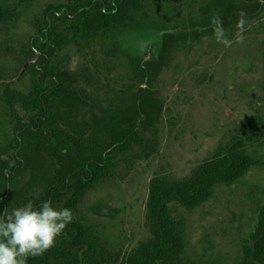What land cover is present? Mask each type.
<instances>
[{
	"label": "trees",
	"instance_id": "16d2710c",
	"mask_svg": "<svg viewBox=\"0 0 264 264\" xmlns=\"http://www.w3.org/2000/svg\"><path fill=\"white\" fill-rule=\"evenodd\" d=\"M175 3L64 0L50 5L43 16H34L33 33L25 43L17 41L13 31L27 8L15 0H0V57L18 64L11 76V68L0 63V213H10L28 200L34 206L47 200L73 213L72 222L53 246L27 264H189L186 225L174 216L173 207L202 208L217 187L237 184L257 165L248 145L261 140L264 121L253 116L189 176L173 179L158 174L150 180L145 215L149 237L132 250L107 244L94 226L78 216L86 195L114 179L120 164L128 168L132 161L157 153L167 111L158 88L160 78L180 52H190L203 38L213 37L211 14L220 16L226 34L237 33L238 11L246 14V27L264 17V0H207L199 8V18L170 30L163 22L171 21ZM64 8L66 12L56 20L55 13ZM150 29L162 33L158 54L125 59L127 81L108 93L105 105L92 106L89 95L78 86L80 78L89 86L100 82L89 65L74 73L59 67L50 54L49 60L41 57L19 76L34 57L33 49L43 51L42 45L62 51L99 37L112 41L121 30ZM26 80V87H19ZM234 264H264V206L258 209L255 228Z\"/></svg>",
	"mask_w": 264,
	"mask_h": 264
},
{
	"label": "rangeland",
	"instance_id": "374dc122",
	"mask_svg": "<svg viewBox=\"0 0 264 264\" xmlns=\"http://www.w3.org/2000/svg\"><path fill=\"white\" fill-rule=\"evenodd\" d=\"M206 1L177 0L171 5L177 11L164 25L170 30L182 23L190 25L191 18H199V8ZM15 2L27 8V14L13 36L26 43L33 33L34 16H43L50 5L64 0ZM236 34H226L233 40L230 47L216 43L213 37L203 38L190 52L178 54L158 85L167 111L160 125L157 153L147 160L132 161L128 168L120 164L114 179L83 199L78 216L94 226L107 244L130 251L149 237L145 215L149 182L155 175L183 179L221 142L230 140L246 120L257 116L264 121V17L246 27L242 40L236 41ZM144 37L140 54L152 46L157 55L158 32L153 30ZM108 47L104 50L94 44L90 48L102 69V85L90 91L104 102V85L117 90L127 81L125 59L107 55ZM64 61L70 70L79 69L83 62L74 48L60 57L62 64ZM0 63L11 68L8 74L14 76L18 64L1 57ZM26 85L27 80L19 87ZM261 136L259 142L248 145V153L258 163L245 178L231 187H217L212 200L202 208L187 211L173 207L174 216L186 225L189 264H234L240 255L243 242L255 228L257 211L264 206V129Z\"/></svg>",
	"mask_w": 264,
	"mask_h": 264
},
{
	"label": "clouds",
	"instance_id": "9594fccd",
	"mask_svg": "<svg viewBox=\"0 0 264 264\" xmlns=\"http://www.w3.org/2000/svg\"><path fill=\"white\" fill-rule=\"evenodd\" d=\"M236 16L238 31L234 39L239 41L246 30V14L241 10ZM209 23L215 42L230 47L233 40L227 38L220 16L212 13ZM72 219L71 209L53 207L47 200L38 206L28 200L13 207L10 213H0V264H27L29 258L51 248Z\"/></svg>",
	"mask_w": 264,
	"mask_h": 264
},
{
	"label": "flooded vegetation",
	"instance_id": "af4514ba",
	"mask_svg": "<svg viewBox=\"0 0 264 264\" xmlns=\"http://www.w3.org/2000/svg\"><path fill=\"white\" fill-rule=\"evenodd\" d=\"M63 12H66L65 8L61 12L55 13V19L58 20L61 17ZM46 18L48 20V25L51 26L49 15ZM187 25H189V24H187ZM186 30L189 31L190 29H186ZM152 31H153L152 29H150L148 31L147 30H144V31H141V30H127V31L121 30L120 32H117V33L114 34V37H113L112 41L104 40V39H101V37H99L96 40L90 41L89 43L81 44L80 46L79 45H75V44L68 45V46L64 47L62 51H59L58 48H55L54 46H52V48H53V50H52L51 46L42 45L40 47L43 49V51L33 49L34 52H35L34 53V57H35V55L37 53L38 54V59H37V61L35 63H32L30 65L38 64V62H39L41 57L47 58L49 60L50 59L49 55L51 54V56L55 57V61H56L57 65H59V67L65 68V65L68 62L64 61V63L62 64L60 62V57L69 48H74L75 51L77 52V54L80 55V58L83 60V62L81 64V67L79 69H77V70H70V69H67V68H65V69L70 70V71L75 73V72L82 71V69L84 70L85 66L89 65L91 67L92 71L98 73L97 76L100 79V82L98 84H94L92 86H89V85H87V83L85 82L84 79L80 78L79 85H78L79 87H81V88H83L85 90V93L87 95H89L90 104L92 106H94V107H98V102H101L104 105L107 104L106 101H108V93L112 94L115 91V89L112 88L111 86H109L108 84L104 85V88L102 89V91L104 92V94H105L104 96H105V98L107 100L104 102L102 100V97L99 98L98 96L94 98V95H93V92H92L93 89L96 91L97 87L99 85H102V82H101L102 69H100L101 67H100L99 63L97 62V60L95 59V56H93L91 54L90 48L94 44H96V45H102L103 49L105 50V46L108 45L109 49L107 51L108 52L107 55H110L112 58H124V59H127V58H139V57H144V56H148V57L156 56V55H154L155 54V52H154L155 49H153L152 46L143 55H141L140 51H139L142 48V46H144V43H142V42H144L147 39L144 36H146L148 33L152 32ZM141 37H143V38H141ZM42 41H44V40H42ZM156 45H157V43H155V46ZM96 64H97V66H99V69L95 68ZM36 67H37V69H41L40 65H37ZM95 85H97V86H95ZM43 88H44V86H43ZM90 89H92V91H90Z\"/></svg>",
	"mask_w": 264,
	"mask_h": 264
},
{
	"label": "water",
	"instance_id": "95a60500",
	"mask_svg": "<svg viewBox=\"0 0 264 264\" xmlns=\"http://www.w3.org/2000/svg\"><path fill=\"white\" fill-rule=\"evenodd\" d=\"M161 35H162V33H160V36ZM37 59H38V54L36 53L34 58L30 59L28 62L25 63V65H24V67H23V69H22V71H21L19 76L23 75L27 71L28 66L30 64H32V63H35L37 61Z\"/></svg>",
	"mask_w": 264,
	"mask_h": 264
}]
</instances>
